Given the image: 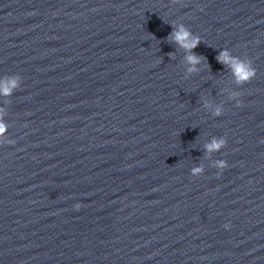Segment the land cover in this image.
I'll return each mask as SVG.
<instances>
[{"label": "clouds", "instance_id": "1", "mask_svg": "<svg viewBox=\"0 0 264 264\" xmlns=\"http://www.w3.org/2000/svg\"><path fill=\"white\" fill-rule=\"evenodd\" d=\"M171 39L174 40L177 44H179L182 48H184L188 53L186 59L190 65L199 64L201 61V57L197 56L192 52L201 41L199 37L193 36L189 30H187L183 25L179 26L178 30H175L171 34ZM217 60L221 64H225L229 66L233 72V75L238 84H244L250 82L256 75L255 68L252 67L251 60H240L238 57H232L228 50H222L220 54L217 56ZM195 68H189V71H194ZM18 77H12L5 79L0 82V95H10L13 89L17 87ZM217 114H219V109L217 110ZM6 130V126L3 123H0V134H2ZM224 145V141H216L213 140L211 144L206 145L208 151L218 150L220 147ZM194 172H199L200 169H194ZM81 207L80 204H76L75 208L79 209Z\"/></svg>", "mask_w": 264, "mask_h": 264}]
</instances>
